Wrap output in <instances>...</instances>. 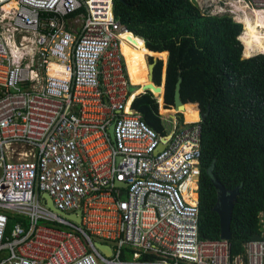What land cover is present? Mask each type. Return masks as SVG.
<instances>
[{
    "label": "built area",
    "instance_id": "built-area-1",
    "mask_svg": "<svg viewBox=\"0 0 264 264\" xmlns=\"http://www.w3.org/2000/svg\"><path fill=\"white\" fill-rule=\"evenodd\" d=\"M194 1L233 20L236 3L264 11ZM113 3L0 0V264H264V238L239 256L199 239L201 119L163 137L132 109L139 93L127 106L132 44Z\"/></svg>",
    "mask_w": 264,
    "mask_h": 264
},
{
    "label": "trees",
    "instance_id": "trees-1",
    "mask_svg": "<svg viewBox=\"0 0 264 264\" xmlns=\"http://www.w3.org/2000/svg\"><path fill=\"white\" fill-rule=\"evenodd\" d=\"M113 14L128 30L122 39L132 44L122 42L132 85L148 86L149 56L168 58L166 86L160 84L162 62L153 70V95L165 91L163 105L142 92L132 109L163 137L177 121L201 119L199 239H220L214 182L240 187L229 244L232 256L242 255L247 242L264 238V55L244 58L243 25L229 12L204 13L194 0H114ZM179 76L186 106L181 117L173 110ZM14 222L11 217L9 229Z\"/></svg>",
    "mask_w": 264,
    "mask_h": 264
},
{
    "label": "water",
    "instance_id": "water-1",
    "mask_svg": "<svg viewBox=\"0 0 264 264\" xmlns=\"http://www.w3.org/2000/svg\"><path fill=\"white\" fill-rule=\"evenodd\" d=\"M261 55H263V54H261ZM255 56H257V55H255ZM243 57L247 58L244 55V51H243ZM249 58H252V57H249ZM155 62H157V61H155ZM155 62H154V64H150V66H151V72H150L151 83L154 86H156L155 83L153 82V70H154V67L156 65ZM165 76H166V67H165ZM182 83H183V78L181 76H179L178 81L176 83L175 94H174V110L178 114L182 113L181 110H184V108H185V104L182 101V95H181ZM165 86H166V80H165ZM152 88H153V86H152ZM149 90H150V88H143L141 93L142 92H148ZM164 95H165V91H164L163 96ZM201 116L203 117V114ZM179 117H181V116L179 115ZM174 118H176V117H174ZM113 130H114V126H113V124H111L108 128V134H109L111 141H113V139H114ZM118 184L121 186L125 185L122 182H119ZM214 187L217 191V199H216L215 205L213 206V210L219 216L220 239L230 241V239H231V232H230L231 214H232L234 202L237 199V195H239V193H240V187H236L234 189L228 190L221 183H219L217 181L214 182ZM41 199H42L43 203L50 210L59 213L60 215L64 216L65 218H69V220L74 221L78 225L80 224L79 216H77V215L76 216L66 215L63 211L58 210L55 207V205H53L50 196H48L47 194H42ZM94 246L104 256H106V257L111 256L112 251H111V248L109 246L101 244L99 242H95Z\"/></svg>",
    "mask_w": 264,
    "mask_h": 264
},
{
    "label": "bare ground",
    "instance_id": "bare-ground-1",
    "mask_svg": "<svg viewBox=\"0 0 264 264\" xmlns=\"http://www.w3.org/2000/svg\"><path fill=\"white\" fill-rule=\"evenodd\" d=\"M233 10H234V15H235V21L240 22L243 25H245L249 32L243 33V42L245 44V57H253L258 54H263L264 55V11H256L249 9L246 6H243L242 4H233ZM124 34V33H123ZM122 34V36H123ZM122 39V37H121ZM121 49L122 53L124 56L125 60V65L127 69V74H128V66H127V61H126V56H125V51L123 49V44H121ZM58 71H61L60 68H57ZM129 77V76H128ZM130 81V80H129ZM131 84V82H130ZM132 85V84H131ZM134 86V85H132ZM153 86V88H152ZM137 89L135 92L130 96L128 100V104L131 102L132 98L134 95L140 93L143 90V87H141L140 84H138ZM145 88H150V90L153 92L154 95L156 94V90L154 88V85L151 83V74L149 75V80H148V86ZM186 111V106L184 110H181V112Z\"/></svg>",
    "mask_w": 264,
    "mask_h": 264
},
{
    "label": "rangeland",
    "instance_id": "rangeland-1",
    "mask_svg": "<svg viewBox=\"0 0 264 264\" xmlns=\"http://www.w3.org/2000/svg\"><path fill=\"white\" fill-rule=\"evenodd\" d=\"M240 5V4H239ZM231 14V13H230ZM234 15V14H233ZM235 16V15H234ZM234 19H235V17H234ZM235 21V20H234ZM240 23V22H239ZM243 30H245V29H243ZM243 33H245V31H243ZM243 33H242V36H243ZM133 36H134V34H133ZM241 36V39H243V37ZM242 43L244 44V42H243V40H242ZM244 47H245V44H244ZM244 55H245V52H244ZM258 55H261V54H258ZM161 61L162 62V72H161V79H160V84L161 83H164L165 84V80H166V78H165V67H166V61H167V59L165 60V62H163L161 59H159V58H155V57H148L147 58V63H149V64H154V62L155 61ZM156 63V62H155ZM137 89V88H136ZM135 88L132 90L133 91V93L135 92V90H136ZM141 93V92H140ZM153 97H157V96H154V95H152ZM164 96L162 95L161 97H159V99H160V101H161V104L163 103V98ZM163 105V104H162ZM162 107V106H161ZM164 110V109H163ZM169 110H172V109H169ZM168 110V111H169ZM174 110V109H173ZM176 112V111H175ZM165 112H163V114H164ZM174 114V113H173ZM165 115V114H164ZM179 115V114H178Z\"/></svg>",
    "mask_w": 264,
    "mask_h": 264
},
{
    "label": "clouds",
    "instance_id": "clouds-1",
    "mask_svg": "<svg viewBox=\"0 0 264 264\" xmlns=\"http://www.w3.org/2000/svg\"><path fill=\"white\" fill-rule=\"evenodd\" d=\"M242 24V23H241ZM243 25V24H242ZM243 29H244V27H243ZM244 31V30H243ZM130 32V31H129ZM132 33V32H131ZM134 34V33H133ZM134 36H135V34H134ZM135 37H137V36H135ZM139 38V37H138ZM244 47V46H243Z\"/></svg>",
    "mask_w": 264,
    "mask_h": 264
},
{
    "label": "crops",
    "instance_id": "crops-1",
    "mask_svg": "<svg viewBox=\"0 0 264 264\" xmlns=\"http://www.w3.org/2000/svg\"><path fill=\"white\" fill-rule=\"evenodd\" d=\"M144 42V41H143ZM145 46V45H144ZM168 59V58H167ZM167 62V61H166ZM167 64V63H166ZM164 98V97H163Z\"/></svg>",
    "mask_w": 264,
    "mask_h": 264
}]
</instances>
